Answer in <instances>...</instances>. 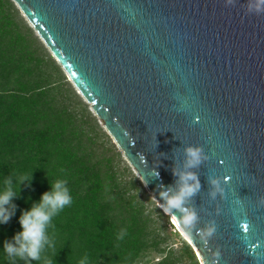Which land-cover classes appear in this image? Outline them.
<instances>
[{"label": "water", "instance_id": "1", "mask_svg": "<svg viewBox=\"0 0 264 264\" xmlns=\"http://www.w3.org/2000/svg\"><path fill=\"white\" fill-rule=\"evenodd\" d=\"M11 1L164 213L159 193L198 179L182 205L195 221L165 214L199 264H264V12L249 0Z\"/></svg>", "mask_w": 264, "mask_h": 264}, {"label": "trees", "instance_id": "2", "mask_svg": "<svg viewBox=\"0 0 264 264\" xmlns=\"http://www.w3.org/2000/svg\"><path fill=\"white\" fill-rule=\"evenodd\" d=\"M19 173H31V182L11 202L0 246L20 230L21 210L64 179L72 203L53 217L47 235L55 249L46 246L42 257L139 264L154 253L155 264H199L13 2L0 0V181L15 185ZM0 264L26 262L0 247Z\"/></svg>", "mask_w": 264, "mask_h": 264}, {"label": "clouds", "instance_id": "3", "mask_svg": "<svg viewBox=\"0 0 264 264\" xmlns=\"http://www.w3.org/2000/svg\"><path fill=\"white\" fill-rule=\"evenodd\" d=\"M228 3H231V0H228ZM248 7L257 14L262 13L264 12V0H249ZM185 154L187 167H195L201 162V150L199 148L189 147L185 149ZM179 179L180 186L175 194L169 195L167 192H161L159 195L165 201L164 210L166 212L172 209H180L184 213L180 218V223L188 227L195 221L196 217L194 213L182 208V205L186 198L191 197L198 191L199 181L190 172L181 175ZM225 179H230V177ZM30 182L31 173H19L15 185L7 178L0 181V225L6 224L15 214V205L11 202L14 198H18L20 185L25 184V186H28ZM210 183L216 187L217 191H223L219 188L216 180H212ZM152 199L155 200L154 198ZM71 203L72 197L67 187V181L56 179L51 182L49 190L43 192L38 201L34 202L28 209L21 210L20 215L17 217V224L20 230L12 235L10 242L8 240L2 242L0 247H2L3 253L9 258L23 260L26 264L29 261H40L41 264H54L52 258L42 257L46 246L51 250L55 249L52 241L49 240L47 229L50 227L53 217ZM214 230V228L210 227L202 236H211ZM216 258L218 261L219 252L216 253ZM76 264H89L87 255L78 259Z\"/></svg>", "mask_w": 264, "mask_h": 264}, {"label": "rangeland", "instance_id": "4", "mask_svg": "<svg viewBox=\"0 0 264 264\" xmlns=\"http://www.w3.org/2000/svg\"><path fill=\"white\" fill-rule=\"evenodd\" d=\"M20 13V12H19ZM21 15V14H20ZM22 17V16H21ZM23 18V17H22ZM24 19V18H23ZM25 21V19H24ZM26 22V21H25ZM27 23V22H26ZM29 26V25H28ZM90 110V109H89ZM148 193V192H147ZM149 194V193H148ZM150 195V194H149ZM153 200V199H152ZM154 201V200H153ZM155 202V201H154ZM156 203V202H155ZM157 207L162 210L158 204L156 203ZM164 213V212H163ZM165 214V213H164ZM166 215V214H165ZM170 228H167V233H170ZM170 243H176V239L171 237L170 239ZM176 246V245H175ZM147 257V258H146ZM144 259H142V261L139 264H155L156 261L159 259V257L157 255H155L154 253L149 254L148 256H146Z\"/></svg>", "mask_w": 264, "mask_h": 264}, {"label": "bare ground", "instance_id": "5", "mask_svg": "<svg viewBox=\"0 0 264 264\" xmlns=\"http://www.w3.org/2000/svg\"><path fill=\"white\" fill-rule=\"evenodd\" d=\"M165 213L167 214V212H165ZM171 223H172L173 225L175 224V222H174V221H172Z\"/></svg>", "mask_w": 264, "mask_h": 264}]
</instances>
